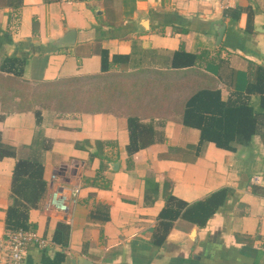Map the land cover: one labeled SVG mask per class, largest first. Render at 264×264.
<instances>
[{"label":"crops","instance_id":"1","mask_svg":"<svg viewBox=\"0 0 264 264\" xmlns=\"http://www.w3.org/2000/svg\"><path fill=\"white\" fill-rule=\"evenodd\" d=\"M179 50L194 64L173 68ZM256 66L264 0H0V145L14 152L0 159V243L13 170L25 159L42 166L40 194L24 202L27 230L49 245L30 242L23 264H264L260 95L249 96L258 132L233 151L200 143L175 99L163 101V84L174 81L175 98L194 85L244 98ZM130 117L152 129L132 154ZM58 186L79 188L67 213L46 206ZM220 189L225 204L204 227L178 218L155 242L168 194L192 204Z\"/></svg>","mask_w":264,"mask_h":264},{"label":"trees","instance_id":"2","mask_svg":"<svg viewBox=\"0 0 264 264\" xmlns=\"http://www.w3.org/2000/svg\"><path fill=\"white\" fill-rule=\"evenodd\" d=\"M246 28L247 31L252 28L251 19L247 21ZM196 58V55L179 50L173 57L172 66L173 68L189 67L194 64ZM101 69L102 71L106 70L105 52H102ZM251 77L252 80L247 85L244 98L225 100L222 98L220 90L195 85L189 88L188 96L182 98L179 95L180 98H175L177 92L181 91V86L174 81L163 84L164 91L168 95L163 98V101L169 105V102H173L175 99L174 105L179 104L181 107L182 124L199 131L200 143H213L219 148L233 151L235 149L233 143L248 145L258 132V118L249 104V96L259 94L261 105L264 108V67H254ZM150 85L152 86V83ZM144 91L147 92L145 89ZM145 94V92H140L136 99H142ZM128 128L127 151L129 154L152 142V129L140 123L137 118L130 117L128 119ZM261 138L264 145V135ZM8 156H14V152L9 147L0 145V159ZM41 173L42 166L37 161L24 159L16 162L13 170V202L6 210L5 223L8 230L28 229L26 224L28 206L25 203L31 205L39 196L42 183L38 177L41 176ZM30 180H32L34 191H32ZM166 198V204L158 215L162 234L155 239L157 244L165 239L172 222L178 218L185 219L199 228L204 227L213 214L225 204L227 196L226 190L220 189L206 199L192 204L185 203L171 194H168ZM63 228L64 226H59L56 233L60 234ZM55 238L58 239L56 236Z\"/></svg>","mask_w":264,"mask_h":264},{"label":"built area","instance_id":"3","mask_svg":"<svg viewBox=\"0 0 264 264\" xmlns=\"http://www.w3.org/2000/svg\"><path fill=\"white\" fill-rule=\"evenodd\" d=\"M53 178L55 179V177ZM78 193V187L58 186L49 194L46 206L60 213H67L70 206L75 203ZM30 242H33L40 249L49 245L47 239L35 235L30 230L21 228L8 230L0 243V250L6 264H23L25 249Z\"/></svg>","mask_w":264,"mask_h":264},{"label":"water","instance_id":"4","mask_svg":"<svg viewBox=\"0 0 264 264\" xmlns=\"http://www.w3.org/2000/svg\"><path fill=\"white\" fill-rule=\"evenodd\" d=\"M224 29H225L224 25H221V26H219L217 28V42L220 41V39H221V37L223 35V32H224ZM68 36H69L70 39H67ZM72 36H73L72 31H69L67 33V36L64 39L66 40V42H70L71 43L72 42V40H71ZM79 261H80L81 264H91L90 262H88L87 260L83 259L82 257H79Z\"/></svg>","mask_w":264,"mask_h":264}]
</instances>
